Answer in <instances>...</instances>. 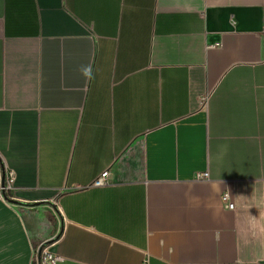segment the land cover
I'll use <instances>...</instances> for the list:
<instances>
[{"label":"crops","instance_id":"obj_1","mask_svg":"<svg viewBox=\"0 0 264 264\" xmlns=\"http://www.w3.org/2000/svg\"><path fill=\"white\" fill-rule=\"evenodd\" d=\"M5 170L0 264H264V0H0Z\"/></svg>","mask_w":264,"mask_h":264},{"label":"built area","instance_id":"obj_2","mask_svg":"<svg viewBox=\"0 0 264 264\" xmlns=\"http://www.w3.org/2000/svg\"><path fill=\"white\" fill-rule=\"evenodd\" d=\"M209 96L204 98L205 103ZM199 179H208V173L204 172L198 174ZM16 173L13 170H5L2 172V180L0 183V200L8 201L11 199V193L15 187ZM110 182L109 173L105 171L100 178H98L95 185H106ZM223 201L226 203L228 208H233V203L229 200V195L225 193L223 195ZM49 242L40 244L34 251V262L35 264H57L59 255L55 254L49 249Z\"/></svg>","mask_w":264,"mask_h":264},{"label":"clouds","instance_id":"obj_3","mask_svg":"<svg viewBox=\"0 0 264 264\" xmlns=\"http://www.w3.org/2000/svg\"><path fill=\"white\" fill-rule=\"evenodd\" d=\"M85 74L90 76V75H91V69L89 68V69L86 71ZM58 260H59L60 264H63V257H58Z\"/></svg>","mask_w":264,"mask_h":264}]
</instances>
